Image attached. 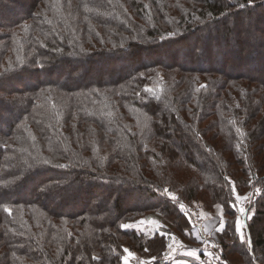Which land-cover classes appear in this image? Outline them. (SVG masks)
Segmentation results:
<instances>
[{
    "label": "trees",
    "instance_id": "1",
    "mask_svg": "<svg viewBox=\"0 0 264 264\" xmlns=\"http://www.w3.org/2000/svg\"><path fill=\"white\" fill-rule=\"evenodd\" d=\"M256 184L251 253L229 219L221 258L166 259L199 241L189 206L233 216ZM136 249L264 264V0H0V264Z\"/></svg>",
    "mask_w": 264,
    "mask_h": 264
},
{
    "label": "rangeland",
    "instance_id": "2",
    "mask_svg": "<svg viewBox=\"0 0 264 264\" xmlns=\"http://www.w3.org/2000/svg\"><path fill=\"white\" fill-rule=\"evenodd\" d=\"M21 2L26 3V0H21ZM24 8L25 6H21ZM19 6H14L11 9L14 11L21 8ZM258 24L257 21H253L252 24L246 23V29L249 33L251 39H254L255 36V27ZM233 27V26H231ZM252 29V30H250ZM236 32V31H235ZM178 58L183 61V55L182 51H179ZM143 60V58H141ZM77 186V189L70 190L69 192L73 193L78 190V186L80 184L78 182H74L73 185ZM85 190V188L83 187ZM102 189V188H100ZM238 189V188H237ZM236 189L235 191V197H243L242 199L236 200L238 203L237 211L233 216H230L226 213V208L220 204L217 203L212 207H206L204 204L198 203L196 206L191 205L189 206V209L192 210V212L198 216L201 220H203L204 225V232L206 234V238H204L198 230H195L194 234L197 237L199 241H196V243L191 244H185L186 241L182 240L181 238L177 236H171L170 240L168 242V245L171 247H166L165 254L166 259H175L173 262H190L191 260H201L202 255L205 257V261H210L214 258V256L218 257L219 255L216 254L214 250V246L217 248L218 245H221L223 247L222 251H218V253L221 255L218 258H221L224 252V246H223V239L220 237L221 232L219 229L223 227V229H226L225 226L228 223L229 219H232L234 222L239 221V224L241 226V231L236 232V234L239 236V239L241 240L240 236L241 233L244 236L245 244H243L244 248L247 247L248 250L251 253V237L248 232V222L250 221V218L254 215L255 212V206L252 205V201L255 199L256 192L260 191V185L256 184L252 187L250 191H238ZM83 190V191H84ZM101 192V191H100ZM173 193V192H172ZM260 193V192H259ZM101 194L106 195L104 191H102ZM170 196V195H169ZM172 197V196H171ZM133 200H136L135 195L133 194ZM135 198V199H134ZM99 201V200H98ZM97 201V203H98ZM100 204L104 203L103 198L100 199ZM240 209H244L245 212L241 213ZM143 221V223H141ZM233 221L231 222L232 227L234 226ZM194 224V221H193ZM142 229L146 231H154V230H160L162 232L163 224L159 222L157 217H151L150 219H141L138 224ZM167 226V225H166ZM233 230V229H232ZM231 230H228L227 232L230 233ZM198 233V234H197ZM154 255L150 252V250L145 249H136V250H127L126 255L124 256V264L125 261H127V264H153L154 263ZM252 264H259L258 262H253Z\"/></svg>",
    "mask_w": 264,
    "mask_h": 264
},
{
    "label": "snow or ice",
    "instance_id": "3",
    "mask_svg": "<svg viewBox=\"0 0 264 264\" xmlns=\"http://www.w3.org/2000/svg\"><path fill=\"white\" fill-rule=\"evenodd\" d=\"M241 7H244V5H241ZM121 47H123V45H121ZM203 87V86H202ZM149 91H150V89H149ZM50 163V161H48V160H43V161H41V162H39V164L40 165H48ZM235 189L233 188V191H234ZM41 191H44V189H42ZM243 197H239V196H237L236 197V200H239V199H242ZM172 199H175V197H172ZM231 206V205H230ZM6 211H7V209H6ZM181 211H183V206H181ZM240 211H241V213H244L245 212V210L244 209H240ZM249 218H251V217H249ZM141 223H143V221H141ZM130 225H124L123 227L124 228H128ZM220 231H223V227L221 228V229H219ZM236 231L237 232H240L241 231V226H240V224H239V221H237V227H236ZM158 235L159 236H161L162 238H164L165 240H167L169 237H168V234L167 233H158ZM240 238H241V240H243L244 239V236H243V234L241 233V236H240ZM168 247H171L170 245H168ZM146 251L148 250V249H145ZM125 251H127V250H125ZM125 264H127V261H125Z\"/></svg>",
    "mask_w": 264,
    "mask_h": 264
},
{
    "label": "built area",
    "instance_id": "4",
    "mask_svg": "<svg viewBox=\"0 0 264 264\" xmlns=\"http://www.w3.org/2000/svg\"><path fill=\"white\" fill-rule=\"evenodd\" d=\"M167 194L170 196H173L172 191L167 190ZM194 225H195V229L198 230L199 232H201L202 236L204 238H206V234L204 232V225H203V220H201L198 216L194 217ZM223 247L221 245H218L217 248L214 246V250L216 252V254H218L220 257L221 255L218 253V251H222Z\"/></svg>",
    "mask_w": 264,
    "mask_h": 264
}]
</instances>
